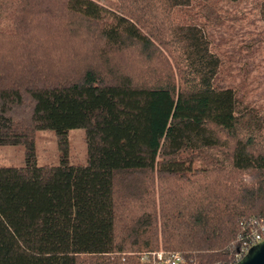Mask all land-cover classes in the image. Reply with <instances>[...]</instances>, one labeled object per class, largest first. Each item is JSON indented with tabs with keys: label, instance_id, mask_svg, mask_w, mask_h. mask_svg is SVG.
I'll return each instance as SVG.
<instances>
[{
	"label": "trees",
	"instance_id": "1",
	"mask_svg": "<svg viewBox=\"0 0 264 264\" xmlns=\"http://www.w3.org/2000/svg\"><path fill=\"white\" fill-rule=\"evenodd\" d=\"M220 1L238 0H0V146L25 148L0 166V264L243 256L264 227V103L212 45ZM46 129L57 165L34 163Z\"/></svg>",
	"mask_w": 264,
	"mask_h": 264
},
{
	"label": "rangeland",
	"instance_id": "2",
	"mask_svg": "<svg viewBox=\"0 0 264 264\" xmlns=\"http://www.w3.org/2000/svg\"><path fill=\"white\" fill-rule=\"evenodd\" d=\"M257 0L220 1L218 22L207 32L213 46L226 51L232 83L246 102L253 106L264 103V20ZM217 49V50H218ZM82 128L68 131V158L71 163H86V143ZM36 165H57L60 158L52 130H38L34 140ZM22 145L0 146V166H22Z\"/></svg>",
	"mask_w": 264,
	"mask_h": 264
},
{
	"label": "built area",
	"instance_id": "3",
	"mask_svg": "<svg viewBox=\"0 0 264 264\" xmlns=\"http://www.w3.org/2000/svg\"><path fill=\"white\" fill-rule=\"evenodd\" d=\"M253 237H254L253 244L262 240L264 237V227H262L259 232H255L253 234ZM248 248L249 247L246 248L244 254L247 252ZM143 260L151 264H186L184 258L178 252L175 253H164L163 251L151 252L144 255Z\"/></svg>",
	"mask_w": 264,
	"mask_h": 264
},
{
	"label": "water",
	"instance_id": "4",
	"mask_svg": "<svg viewBox=\"0 0 264 264\" xmlns=\"http://www.w3.org/2000/svg\"><path fill=\"white\" fill-rule=\"evenodd\" d=\"M235 264H264V237L251 245Z\"/></svg>",
	"mask_w": 264,
	"mask_h": 264
}]
</instances>
